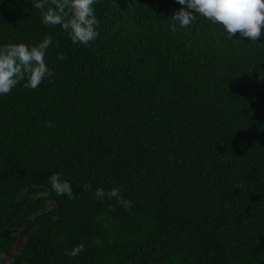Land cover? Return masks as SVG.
Instances as JSON below:
<instances>
[{
	"label": "trees",
	"instance_id": "obj_1",
	"mask_svg": "<svg viewBox=\"0 0 264 264\" xmlns=\"http://www.w3.org/2000/svg\"><path fill=\"white\" fill-rule=\"evenodd\" d=\"M183 7L99 0L85 47L30 0H0V45L51 36L54 72L0 96V264H264V37L199 14L180 27Z\"/></svg>",
	"mask_w": 264,
	"mask_h": 264
},
{
	"label": "clouds",
	"instance_id": "obj_2",
	"mask_svg": "<svg viewBox=\"0 0 264 264\" xmlns=\"http://www.w3.org/2000/svg\"><path fill=\"white\" fill-rule=\"evenodd\" d=\"M30 3L31 7L39 10L45 26L59 25L68 33L73 44L88 47L100 35L94 8L99 0H30ZM177 3L184 6L174 18L180 27H189L199 14L222 26L229 39H234L239 33L242 39L248 38L257 43L264 37V0H177ZM52 46L51 36H45L31 46L23 43L0 45V96L10 94L21 82H24L25 88L35 90L44 80L54 76L45 60ZM260 79L264 80V70L260 71ZM48 126L51 124L48 123ZM49 180L57 196L74 197L70 182L62 180L60 173L50 175ZM95 198L115 199L125 209L132 207V201L126 200L118 187L107 192L98 187ZM84 251L85 246L80 244L68 255L74 258Z\"/></svg>",
	"mask_w": 264,
	"mask_h": 264
},
{
	"label": "rangeland",
	"instance_id": "obj_3",
	"mask_svg": "<svg viewBox=\"0 0 264 264\" xmlns=\"http://www.w3.org/2000/svg\"><path fill=\"white\" fill-rule=\"evenodd\" d=\"M29 236L30 234H27L19 238L12 251L6 256V261L12 262L19 256V254L26 248Z\"/></svg>",
	"mask_w": 264,
	"mask_h": 264
}]
</instances>
